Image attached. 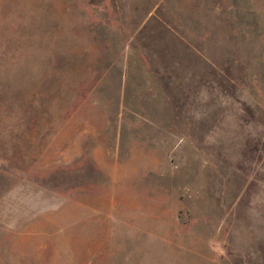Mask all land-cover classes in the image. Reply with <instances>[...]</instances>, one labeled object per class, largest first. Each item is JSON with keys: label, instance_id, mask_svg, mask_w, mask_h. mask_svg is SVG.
Returning a JSON list of instances; mask_svg holds the SVG:
<instances>
[{"label": "rangeland", "instance_id": "1", "mask_svg": "<svg viewBox=\"0 0 264 264\" xmlns=\"http://www.w3.org/2000/svg\"><path fill=\"white\" fill-rule=\"evenodd\" d=\"M0 264H264V0H0Z\"/></svg>", "mask_w": 264, "mask_h": 264}]
</instances>
